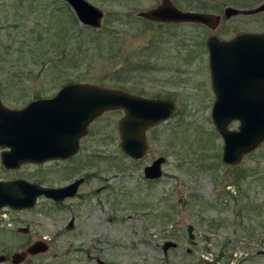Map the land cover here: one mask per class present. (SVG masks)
<instances>
[{
    "label": "rangeland",
    "instance_id": "rangeland-1",
    "mask_svg": "<svg viewBox=\"0 0 264 264\" xmlns=\"http://www.w3.org/2000/svg\"><path fill=\"white\" fill-rule=\"evenodd\" d=\"M86 1L104 13L98 31L81 26L61 0H0L3 104L22 109L81 83L168 100L175 114L146 132L149 148L141 161L119 150L123 112L95 120L83 149L53 181L85 177L79 195L61 210H0V255L7 257L2 264H12L14 254L43 239L49 251L23 264H96V258L109 264H264V141L238 165L224 163V141L212 119L210 32L136 18L160 0ZM223 4L255 10L264 0ZM239 31L264 32V12L227 20L215 34L227 41ZM239 126L233 121L229 130ZM158 158H165L163 178L147 181L143 170ZM73 218L75 228L69 230ZM20 228L30 234L18 233ZM167 241L178 248L164 257Z\"/></svg>",
    "mask_w": 264,
    "mask_h": 264
},
{
    "label": "water",
    "instance_id": "water-1",
    "mask_svg": "<svg viewBox=\"0 0 264 264\" xmlns=\"http://www.w3.org/2000/svg\"><path fill=\"white\" fill-rule=\"evenodd\" d=\"M62 1L72 8L82 25L101 29L104 13L99 8L86 0ZM165 1L162 9L144 12L141 16L160 22L173 20L208 24V16L181 13ZM226 12L227 18L238 14L234 9ZM260 12H264V5L255 10V13ZM245 38L248 37L222 41L211 37L207 41L212 88L216 96L212 118L224 141L223 161L228 166L241 163L244 155L253 152L264 141V91L252 79L255 73L264 72V35L249 37L259 46L252 51L246 49L243 43ZM175 109L174 103L168 100L147 99L122 90L81 83L64 86L54 97L36 100L21 110L7 108L0 97V115H65L60 127L59 144L50 145L40 151L11 145L12 151L4 156L3 163L7 168H14L21 163L35 162L37 157H41L43 161L69 160L79 152L80 140L88 134L90 124L111 111L124 112V117L119 122L120 151L129 158L142 160L149 148L146 132L171 119ZM233 121L240 123L237 131L229 130ZM164 163L165 158H159L147 166L144 170L145 178L161 179ZM19 183H0V209L7 206L14 210L32 209L39 196H45L57 203L63 202L76 196L84 179L62 189H43L35 197L19 194V190H16ZM74 224L72 219L68 229H73ZM187 230L192 244L196 245L194 228L189 226ZM18 232L29 234L30 229L22 228ZM177 247L175 242H166L163 246L164 255ZM49 248L46 241H37L23 252L14 254L12 263L23 264L29 257L47 253ZM187 253H191V250L188 249ZM6 261L7 257L1 255L0 264Z\"/></svg>",
    "mask_w": 264,
    "mask_h": 264
},
{
    "label": "flooded vegetation",
    "instance_id": "flooded-vegetation-1",
    "mask_svg": "<svg viewBox=\"0 0 264 264\" xmlns=\"http://www.w3.org/2000/svg\"><path fill=\"white\" fill-rule=\"evenodd\" d=\"M165 2L171 5L172 8L177 9L181 13H194L197 15H206L208 16L207 18L209 20L208 24L214 26L208 24L194 23V22H176L173 20L165 21V22L152 21L141 16V13L162 9V6L164 5V0H160L159 4L155 5L149 10H145L137 13L136 18L143 22L153 23L159 26L193 25L196 27H201L204 28L206 31L210 32L207 41L211 37L219 38L217 34H215V31L217 33V30L220 28L221 24L225 23V21L237 17L260 14V13H255L256 9L255 10L239 9L237 10L238 16H234V17L232 16L230 18H227L226 11L228 9L225 8V5L223 4V0H189L186 3H182L183 0H166ZM172 8L170 7V10H173ZM126 18L131 21L133 17H131V15H127ZM252 35L263 36L264 32L239 31L234 36V39L242 38L246 36L248 38H245V42H243L245 44L246 49L251 51L257 50L259 47L258 43L249 39V37ZM207 41H206V47L208 51ZM252 79L256 84H259V86L261 87V91H264V72L255 73ZM210 82H211V77H210ZM64 117L65 115H0V183L20 182L16 186V190H19L18 193L29 194L33 197H35L37 193H39L43 189H62L68 186L69 184L73 183L72 181L69 184H64L65 182L59 184L53 181H55L56 179L60 180V178L63 177V174L66 171V167H65L66 163L74 159L76 156L68 161L65 160L43 161L41 160V157H37L38 160L35 162L32 161V162L21 163L14 168H7L3 163L4 156H6L8 153L12 151L11 145L28 150L40 151L43 150L45 147H49L50 145L55 146L57 143L59 144L61 140V136H59V132ZM57 134L58 136H56ZM88 136H90V130ZM87 137L82 139L80 142L81 150L83 149L82 147L84 144V140ZM63 139H65V136H63ZM55 166H57V168ZM50 171H52L53 174L52 176L50 175ZM86 181L87 180L84 177L83 185L86 183ZM101 189H103V187L98 189L97 192L95 191L96 192L95 195H100ZM65 204L66 201L61 203H56L54 200L49 199L45 196H39L37 197L36 207L32 209L14 210L11 209L10 207H4L1 210H8L15 213L33 212L40 208L42 210H48V208L49 209L56 208L61 210L64 208ZM74 228H75V224L73 229ZM23 235H28V234H23ZM172 250H176V249H171L170 251ZM167 256L168 254L164 255V257ZM95 260H96V264H100V263L109 264L100 258H96Z\"/></svg>",
    "mask_w": 264,
    "mask_h": 264
},
{
    "label": "trees",
    "instance_id": "trees-1",
    "mask_svg": "<svg viewBox=\"0 0 264 264\" xmlns=\"http://www.w3.org/2000/svg\"><path fill=\"white\" fill-rule=\"evenodd\" d=\"M236 180H239L238 177L236 178ZM225 250H226V246L223 245L222 250H221V254H220V255H223L222 252L225 251Z\"/></svg>",
    "mask_w": 264,
    "mask_h": 264
}]
</instances>
